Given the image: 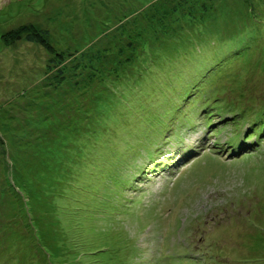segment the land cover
I'll use <instances>...</instances> for the list:
<instances>
[{"label": "rangeland", "instance_id": "obj_1", "mask_svg": "<svg viewBox=\"0 0 264 264\" xmlns=\"http://www.w3.org/2000/svg\"><path fill=\"white\" fill-rule=\"evenodd\" d=\"M23 23L66 61L0 38V264H264V0H0Z\"/></svg>", "mask_w": 264, "mask_h": 264}, {"label": "trees", "instance_id": "obj_2", "mask_svg": "<svg viewBox=\"0 0 264 264\" xmlns=\"http://www.w3.org/2000/svg\"><path fill=\"white\" fill-rule=\"evenodd\" d=\"M1 40L4 43V48L10 49L12 48L13 44L25 40L26 42H33L38 44V46H40L42 49H44L48 54L53 55V58L51 59L52 63H55L57 66L64 63L66 61V57L61 54L60 52H57V50L55 49V47L50 43L48 36L46 34V32L39 30L36 28V26L32 23H23L18 25L15 28H12L8 31H5L4 33L1 34ZM202 69V68H201ZM210 69V68H209ZM209 69H202V72H197L196 74L193 75H187L186 77V82L183 81V83L185 82V86L183 88V91L180 93L178 92L179 96H184V98H187V95L190 93L191 90L193 89H189V86L187 85V83H189L188 81H192L195 80V86L194 88L197 86L198 82L201 81L202 79H206L208 80V78L213 74L214 69L210 70L211 72H208ZM171 85V81H168ZM166 86H169L166 84ZM227 86L226 84H219V86H215L213 88V92L211 93V95H216L218 93H224L222 91V89ZM208 93V92H207ZM101 172H105L104 170H102ZM26 226V223H25ZM6 252L5 249H0V262H2V254Z\"/></svg>", "mask_w": 264, "mask_h": 264}, {"label": "clouds", "instance_id": "obj_3", "mask_svg": "<svg viewBox=\"0 0 264 264\" xmlns=\"http://www.w3.org/2000/svg\"><path fill=\"white\" fill-rule=\"evenodd\" d=\"M256 219V218H255ZM249 226V225H248Z\"/></svg>", "mask_w": 264, "mask_h": 264}]
</instances>
